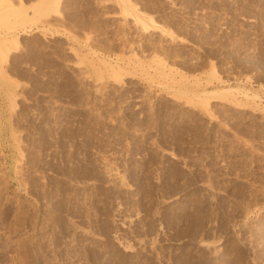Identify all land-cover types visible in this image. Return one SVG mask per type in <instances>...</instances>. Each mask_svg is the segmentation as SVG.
Wrapping results in <instances>:
<instances>
[{
    "label": "rangeland",
    "instance_id": "obj_1",
    "mask_svg": "<svg viewBox=\"0 0 264 264\" xmlns=\"http://www.w3.org/2000/svg\"><path fill=\"white\" fill-rule=\"evenodd\" d=\"M0 264H264V0H0Z\"/></svg>",
    "mask_w": 264,
    "mask_h": 264
}]
</instances>
